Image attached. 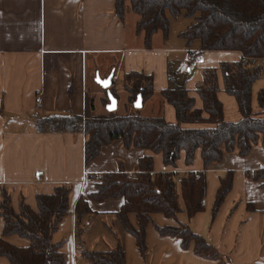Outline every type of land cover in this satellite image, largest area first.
Listing matches in <instances>:
<instances>
[{"label":"crops","instance_id":"1","mask_svg":"<svg viewBox=\"0 0 264 264\" xmlns=\"http://www.w3.org/2000/svg\"><path fill=\"white\" fill-rule=\"evenodd\" d=\"M113 10L112 0H0V189L11 193V206L17 212L21 200L37 210L36 194L48 195L56 185H72L70 209L53 234L54 242L60 243L65 254L64 264H86L82 251H108L117 244L124 248L128 264H264V188L249 177L250 170L264 168V149L260 145L254 146L245 158L236 153L225 154L220 164L205 172L204 210L191 219L183 212L178 215L191 231L217 249L220 263L194 256L174 239L161 237L155 227L173 225V221L158 214L151 216L146 229L147 251L143 258L133 237L113 217L120 210L122 199L88 202L93 215L85 219L89 224L84 232L75 235L73 205L80 195L86 199L95 183L81 184L84 173L95 176L114 172L121 162L125 171L132 174L138 159L145 156H151L154 173H200V151L195 152L189 166L180 152L175 167H171L163 164L160 154L136 148L125 150L120 141H115L85 165L82 133L39 134L33 131L34 117L83 115L87 73L92 69V74L101 80L114 74L116 85L121 82L120 76L132 71L151 75L156 93L142 106V115L164 116L168 123H174L172 106L158 94L168 86V67L179 75H187L185 87L194 98L195 108H201L202 102L193 91L194 84L201 80L200 70L242 58L235 51L199 55L196 42L187 47L178 36L189 25L181 17L172 20L167 39L157 33L152 37V48L145 50L142 36L135 34L138 17L130 5L125 7L124 23L113 15ZM175 25L180 27L175 29ZM217 82L223 115L234 122L240 114L235 100L223 92L220 72ZM126 107L122 114H131L133 106ZM105 111L94 109L96 114ZM39 171L43 173L37 183L35 174ZM227 171L234 172L233 188L212 218L214 195ZM130 219L134 224L133 217ZM2 227L0 218V236ZM5 240L19 248L28 245L26 239L15 235ZM0 264L10 263L0 256Z\"/></svg>","mask_w":264,"mask_h":264},{"label":"trees","instance_id":"2","mask_svg":"<svg viewBox=\"0 0 264 264\" xmlns=\"http://www.w3.org/2000/svg\"><path fill=\"white\" fill-rule=\"evenodd\" d=\"M113 15L121 23L125 21V7L130 5L138 17L134 30L142 36L144 49L152 48V37L162 33L167 39L172 20L179 17L193 21L178 36L189 47L198 43L197 53L238 52L241 60L220 62L217 68L200 70L201 80L193 91L202 102L195 108L193 96L185 84L187 75H179L167 69L168 86L158 93L163 101L172 106L175 123H168L164 116H143L139 109L131 114L107 112L94 113V106L84 101L83 115L61 114L34 117L33 131L39 134L70 133L84 136L83 162L91 163L105 146L120 141L125 150L140 149L160 154L165 166L175 167L180 152L184 153L187 166L192 165L194 154L200 151L203 169L200 173L176 174L154 173L151 156L138 159L134 173H127L120 162L116 171L88 176L95 182L92 193L86 199L81 195L74 203L75 235H81L92 217L88 202L101 203L122 199V205L113 217L125 233L133 237L135 247L145 258L146 229L154 214L173 221V225L155 227L161 237L174 239L183 250H191L194 256L221 262L217 249L208 244L201 235L183 224L178 215L183 212L189 219L204 210L207 170L223 161L225 154H237L245 158L254 146L264 149V88L257 95L259 110L254 111L253 83L262 76L263 65H251L248 59L264 58V0H112ZM222 77L223 92L233 98L240 118L227 121L223 104L218 100L217 77ZM113 83V82H112ZM115 83V82H114ZM121 88L129 95V102L137 97L142 106L156 91L153 77L132 71L124 75ZM107 92L115 98V91ZM109 100H106V103ZM0 114L2 110L0 109ZM186 125L191 127H185ZM264 188V168L257 169L254 176ZM233 171H227L219 180L211 207L214 218L225 197L232 190ZM71 184L56 185L51 194H36L37 210H32L24 200L16 212L11 206V193L0 189V218L3 227L0 236V256L10 264H64L65 254L60 243L53 240L54 233L70 209L73 193ZM181 200L182 207L180 206ZM248 210L251 207L247 206ZM130 217L135 223L132 224ZM15 235L28 241L24 247H16L5 239ZM86 264H128L126 253L120 244L108 251H82Z\"/></svg>","mask_w":264,"mask_h":264},{"label":"rangeland","instance_id":"3","mask_svg":"<svg viewBox=\"0 0 264 264\" xmlns=\"http://www.w3.org/2000/svg\"><path fill=\"white\" fill-rule=\"evenodd\" d=\"M180 20H182V22L184 23L186 22V25L190 24L193 21L191 18L187 19L184 17H181ZM174 27L176 29L177 27H180V25H175ZM262 70L263 72H262V76L260 77V79L253 83L252 100H253L254 111L259 110V103H258L257 95L260 92V90L264 88V65H263ZM91 71L92 69L88 70V73H87V90H88L87 96H86L87 104H89V106L93 105L94 109H100L103 111L104 108L106 109L107 105L109 104L108 102L106 103V100H108V92H107L108 89H102L95 84L97 75H93ZM119 79L122 80L123 78L120 76ZM110 88L115 91L116 103L118 106L115 111L116 114L125 113L127 111V107H126L127 105L133 106L129 102L130 95L124 89L121 88L120 83L118 85H116L115 83H112ZM139 110L141 114L144 113L142 108H140ZM130 111L133 113L135 111V108L134 107L133 109L130 108ZM229 113H231V111H229ZM179 203H180V206L182 207V203L180 199H179Z\"/></svg>","mask_w":264,"mask_h":264},{"label":"water","instance_id":"4","mask_svg":"<svg viewBox=\"0 0 264 264\" xmlns=\"http://www.w3.org/2000/svg\"><path fill=\"white\" fill-rule=\"evenodd\" d=\"M112 73H110V75L108 77H106L105 79L101 80L99 78V76L97 75L96 77V81L95 83L102 89H108L110 88L111 84H112V78H113ZM108 105L106 107L107 112H114L117 109V103L115 98L111 95V93L108 92ZM133 107L135 109H140L142 108V103H141V99L139 97H137L135 99V101L133 102Z\"/></svg>","mask_w":264,"mask_h":264},{"label":"built area","instance_id":"5","mask_svg":"<svg viewBox=\"0 0 264 264\" xmlns=\"http://www.w3.org/2000/svg\"><path fill=\"white\" fill-rule=\"evenodd\" d=\"M247 62H249L251 65L262 66V65H264V58H262V59L251 58V59H248ZM115 81H116V77H113L112 82H115ZM36 101L39 102V99H37ZM42 173H43L42 171L36 172L35 178H36L37 183L41 182L39 177L42 175ZM254 174H255V170H250L249 176H254ZM129 175H130V173H129ZM89 180H90V178L88 177V175L86 173H84V179L81 182V184H83L85 181H89Z\"/></svg>","mask_w":264,"mask_h":264}]
</instances>
